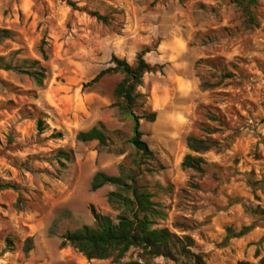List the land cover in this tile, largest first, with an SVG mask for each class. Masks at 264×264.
<instances>
[{"label":"rangeland","instance_id":"1","mask_svg":"<svg viewBox=\"0 0 264 264\" xmlns=\"http://www.w3.org/2000/svg\"><path fill=\"white\" fill-rule=\"evenodd\" d=\"M71 1L79 9L67 0H0V29L11 34L0 43V57L14 65L38 60L46 70L38 88L27 76L0 69V184L13 186L0 190V264H114L87 260L61 243L66 232L93 226L92 208L116 221L107 200L114 188L91 191L97 172L138 173L129 143L133 121L115 106L122 76L89 83L112 66L114 55L133 64L147 48L145 59L164 66L144 76L136 109L157 114L154 122L141 120L155 157L142 162L153 171L138 178L162 206L165 218L155 228L192 236L207 264H259L264 225L244 205L264 210V184L256 191L249 184L264 180V0L252 26L233 0ZM197 72L220 85L202 91ZM100 123L110 149L77 140ZM189 136L213 142L194 154L205 162L203 174L182 167ZM250 225L256 227L248 235L227 240L229 228ZM136 258L131 251L124 261Z\"/></svg>","mask_w":264,"mask_h":264},{"label":"trees","instance_id":"2","mask_svg":"<svg viewBox=\"0 0 264 264\" xmlns=\"http://www.w3.org/2000/svg\"><path fill=\"white\" fill-rule=\"evenodd\" d=\"M233 2L241 8L246 16V23L250 26L255 25L254 8L258 5V0H233ZM67 3L74 9H79L76 3L71 0H67ZM154 4L155 2L152 5ZM88 13L91 17L104 23H107L110 19L98 12ZM10 38L11 34L8 30L0 29V43ZM40 51L42 59L46 61L45 49L41 47ZM149 52L148 48L141 50L133 64L114 55L111 60L112 66L101 71L89 83L93 85L110 74H120L122 76L121 81L114 90L115 106L122 117L133 121V133L129 143L138 155L136 163L138 173L131 168H123L117 176L97 172L92 178L91 191L96 192L104 186L114 188L113 191L108 193L107 200L110 207L118 212L116 221L112 217L98 213L92 208L93 226H83L76 231L66 232L62 237L61 246H71L87 260L112 259L114 264H155L158 259L163 260V263L159 264H207L204 255L193 250L195 241L192 236H180L167 227L155 228L157 220H164L165 218L162 206L155 202L153 194L138 182V178L143 171L149 173L153 171L149 168L143 170V163L153 162L155 157L154 152L143 139V133L140 129L141 120L154 122L157 117L156 112L147 113L144 111L141 115L136 113V109L142 105L140 101L144 98V95L139 92V88L143 85L146 74L162 72L164 69L163 65H152L145 59V55ZM0 69L25 75L38 88L43 87L46 79V70L38 60H26L14 65L11 62H5V58L0 57ZM198 71L200 70L198 69ZM197 74L201 81L200 89L202 91L213 90L220 85L205 79L200 72H197ZM33 109L37 112L35 107ZM37 129L41 133L45 130L42 118H38ZM54 137L60 139L62 134L58 133ZM77 140L80 142H98L99 147L104 150L110 149L112 144L105 126L101 123L87 131L79 132ZM212 145L213 142L209 139L189 136L187 147L191 153L185 156L182 163L183 169L203 174L205 162L202 157L194 154H203L209 151ZM59 155L61 159H68V154L62 150L59 151ZM249 184L256 191L264 184V180H249ZM8 188H13V186L0 184V190ZM244 209L256 218L257 222L264 225V210L259 206L251 207L249 205H244ZM255 227L256 225L245 226L239 231L229 228L227 240L242 238ZM262 241H264V238ZM131 251L137 252V258L124 261ZM256 253L258 255V250ZM237 264L250 263L240 261ZM259 264H264V258L260 259Z\"/></svg>","mask_w":264,"mask_h":264}]
</instances>
